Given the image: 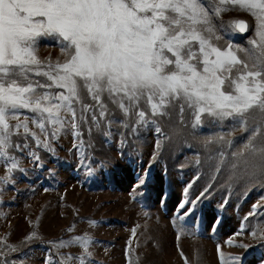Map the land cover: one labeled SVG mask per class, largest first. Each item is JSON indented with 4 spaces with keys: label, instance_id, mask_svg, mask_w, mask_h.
<instances>
[{
    "label": "snow or ice",
    "instance_id": "snow-or-ice-1",
    "mask_svg": "<svg viewBox=\"0 0 264 264\" xmlns=\"http://www.w3.org/2000/svg\"><path fill=\"white\" fill-rule=\"evenodd\" d=\"M233 11L246 12L256 21L247 47L233 42L236 34L250 30L244 18H224ZM42 38L56 40L61 56H41ZM174 116L181 125L190 122L194 132L230 120L228 133L202 139L206 148L221 145L215 173L228 169L230 190L233 182H245L249 189L255 184L264 187V0H0V189L14 187L17 172L27 173L25 159L34 168L45 167L41 150L56 157L57 143L68 132L76 167L91 175L111 163L94 155L93 129L105 142L119 134L122 149L129 137L138 138L142 129L153 126L168 139L161 122ZM161 144L157 139L149 168L137 176L134 188L146 186ZM48 173L54 174V169L48 168ZM198 176L182 189L181 221L195 217L199 222L202 201L212 195L209 183L189 198ZM230 199L226 196L217 205L219 212ZM251 207L244 220L264 208V196ZM222 220L220 214L214 217L213 232ZM88 223L94 226L96 221ZM245 227L242 221L234 235ZM249 235L264 242V226H254ZM34 239H41L35 228L21 244ZM41 242L51 245L45 264H95L96 241L87 231ZM224 243L238 242L229 236ZM73 246H78L75 253L59 251ZM239 246L251 247L242 242ZM53 249L59 261L52 257ZM216 251L221 264H243V254L225 255L219 243ZM17 252L27 255L20 245L0 236V264H8L7 256Z\"/></svg>",
    "mask_w": 264,
    "mask_h": 264
},
{
    "label": "rangeland",
    "instance_id": "rangeland-1",
    "mask_svg": "<svg viewBox=\"0 0 264 264\" xmlns=\"http://www.w3.org/2000/svg\"><path fill=\"white\" fill-rule=\"evenodd\" d=\"M230 17L244 18L248 22L247 34H236L233 40L247 47L248 38L254 35L255 19L238 11L227 13L224 18ZM40 55H51L53 59L61 56L58 42L42 38ZM186 119L190 121V117ZM161 127L168 139L159 136L153 126L142 129L138 138L129 137V143L122 149L118 146L119 134L105 142L102 134L93 129L94 155L110 158L111 163L106 168H97L91 175L86 174L83 167H76L75 151H69L73 143L70 132L62 135L57 143L56 157L59 159L41 150L46 166L39 169L25 159L23 166L28 169L27 173L17 172L15 186L0 189V236L20 245L21 251L27 254L25 257L19 252L10 253L8 264L22 259L26 264H45L51 245L41 241L67 239L85 231L96 241L93 245L95 264H129L130 261L131 264H185V259L188 264H221L217 243L225 255L243 254V264H262L264 242L249 233L256 225L264 226V208L247 220L244 217L252 211V204L264 196V187L255 184L249 189L245 182H233L230 190L228 169L225 167L215 173L221 145L206 148L202 143L203 137L209 134L228 133L231 121H224L223 126L205 125L194 132L190 122L181 125L174 116L171 121H162ZM83 138L87 144V127L83 129ZM157 139L162 141L160 155L150 168L148 182L144 187L134 188L137 176L144 175V169L149 168L148 161L156 150ZM238 146L239 141L232 150ZM181 164L183 168L179 167ZM165 167L166 176L163 174ZM48 168H53L54 174H49ZM2 171L0 168V173ZM197 174L189 198L194 199L209 183L213 185L212 195L202 201L199 222L195 217L181 221L178 204L184 198L182 189ZM133 192L138 193L135 198L131 195ZM229 195L227 208L219 212L217 205ZM217 214L222 215L223 220L213 232L211 224ZM90 219L96 221L94 226L89 225ZM242 221L246 227L241 235L235 236ZM34 228L38 229L41 239L21 244L24 236ZM69 228L73 231L68 232ZM229 236L238 243H224ZM240 242L251 247L244 249L239 246ZM126 250H129L128 255ZM59 251L75 253L78 246ZM52 257L56 261L60 259L55 249Z\"/></svg>",
    "mask_w": 264,
    "mask_h": 264
}]
</instances>
